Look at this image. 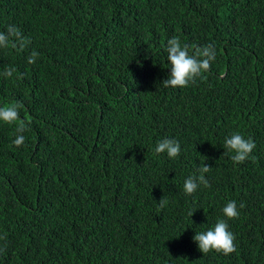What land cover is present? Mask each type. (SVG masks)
<instances>
[{
    "label": "trees",
    "instance_id": "16d2710c",
    "mask_svg": "<svg viewBox=\"0 0 264 264\" xmlns=\"http://www.w3.org/2000/svg\"><path fill=\"white\" fill-rule=\"evenodd\" d=\"M8 25L31 43L0 48V106L26 125L17 147L0 121V264H264V0H0ZM173 37L216 49L185 88L161 84ZM237 132L255 143L240 164L220 151ZM232 200L235 251L202 253Z\"/></svg>",
    "mask_w": 264,
    "mask_h": 264
},
{
    "label": "clouds",
    "instance_id": "9594fccd",
    "mask_svg": "<svg viewBox=\"0 0 264 264\" xmlns=\"http://www.w3.org/2000/svg\"><path fill=\"white\" fill-rule=\"evenodd\" d=\"M31 43L30 39L25 38L15 25H8L6 32H0V48H18L23 52ZM167 62L169 64L170 75L164 79L161 84L164 88H185L190 83H194L197 78H203V75L210 70L211 63L216 58V49L213 44L196 46L190 50L189 45L182 44L181 41L173 37L167 41ZM38 53L33 50L28 57L27 62L34 64ZM16 71L14 67H8L4 70L3 75L6 78L12 77ZM23 105L19 102L0 106V121L11 124L19 121L16 128V138L12 141L13 145L19 147L24 143L25 137L23 132L26 130L25 122L20 120V109ZM255 148V143L251 138L245 139L240 133H232L225 137L220 151L228 150L234 153L231 160L234 164L243 163L249 158L250 153ZM156 154L166 153L171 158H176L180 154V144L175 139H163L155 147ZM211 170V167L205 164L197 169L198 175L194 174L187 178L183 185V191L187 195L193 194L200 185L209 187V182L205 174ZM167 200L162 197L158 205L162 208ZM243 203L240 208H244ZM237 202L232 200L222 208V215L227 219H218L214 227L206 232H196L193 241L198 245L202 253L215 251L229 255L235 251V236L229 231L228 220L239 217ZM192 217L193 213L189 212Z\"/></svg>",
    "mask_w": 264,
    "mask_h": 264
}]
</instances>
